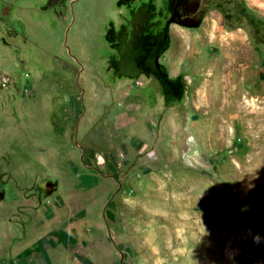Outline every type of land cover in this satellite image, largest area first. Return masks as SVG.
Returning a JSON list of instances; mask_svg holds the SVG:
<instances>
[{"label": "rangeland", "instance_id": "rangeland-1", "mask_svg": "<svg viewBox=\"0 0 264 264\" xmlns=\"http://www.w3.org/2000/svg\"><path fill=\"white\" fill-rule=\"evenodd\" d=\"M63 19L0 30V264H264V0Z\"/></svg>", "mask_w": 264, "mask_h": 264}, {"label": "flooded vegetation", "instance_id": "flooded-vegetation-1", "mask_svg": "<svg viewBox=\"0 0 264 264\" xmlns=\"http://www.w3.org/2000/svg\"><path fill=\"white\" fill-rule=\"evenodd\" d=\"M73 1V2H72ZM78 0H0V30L5 28L10 33H15L20 36H28L26 33L27 23L25 20L33 25L37 19L51 21L53 18L64 20V12L69 6V8L74 10ZM153 14L151 12L145 13V8L138 9L133 13L134 18V28L136 27V22H138L137 27L141 24H144L148 21H151ZM28 31V30H27ZM33 35V34H32ZM115 41V47L112 50V53L116 48L119 47V38ZM17 52V49H15ZM119 62L118 57H116ZM142 59L139 61H133L124 64L127 71L136 69V62H142ZM144 63V62H142ZM127 66V67H126ZM155 66V65H154ZM144 67V72H147L150 68ZM124 69V70H125ZM157 73V71L155 72ZM1 78L4 81L6 89H9L10 77L8 74L1 73Z\"/></svg>", "mask_w": 264, "mask_h": 264}, {"label": "trees", "instance_id": "trees-1", "mask_svg": "<svg viewBox=\"0 0 264 264\" xmlns=\"http://www.w3.org/2000/svg\"><path fill=\"white\" fill-rule=\"evenodd\" d=\"M179 2V0H177ZM179 4V3H178ZM177 6V8H176ZM169 11H170V15L172 16V21L173 22H179L181 20H184L186 18H188V14H184V11H179L178 10V5H174L173 8H169Z\"/></svg>", "mask_w": 264, "mask_h": 264}, {"label": "crops", "instance_id": "crops-1", "mask_svg": "<svg viewBox=\"0 0 264 264\" xmlns=\"http://www.w3.org/2000/svg\"><path fill=\"white\" fill-rule=\"evenodd\" d=\"M202 46V44H199V47H201ZM165 55H167V54H165ZM172 69V68H171ZM171 71H173V70H171ZM173 72H176V74L178 75V73H179V70H174ZM40 238H43V244L44 245H41L40 244ZM49 239H50V237H49V235H48V233H46L45 235H41V237H39V241H38V244L39 245H41V246H46V245H48V244H50V242H49ZM47 243V244H46ZM46 244V245H45ZM44 251V250H43ZM42 252V251H41ZM41 254V253H40ZM42 255V257H44L45 256V254H44V256H43V253L41 254ZM29 260H32V263L33 264H35V261L37 260V259H32V257L31 258H29ZM32 263H30V264H32ZM22 264H28V262L26 261V260H23L22 261Z\"/></svg>", "mask_w": 264, "mask_h": 264}, {"label": "bare ground", "instance_id": "bare-ground-1", "mask_svg": "<svg viewBox=\"0 0 264 264\" xmlns=\"http://www.w3.org/2000/svg\"><path fill=\"white\" fill-rule=\"evenodd\" d=\"M39 71H40V70H39ZM38 73H39V72H38ZM38 75H39V74H38ZM40 76H42V75H40ZM58 106H59V105H58ZM154 116H157V113H155Z\"/></svg>", "mask_w": 264, "mask_h": 264}, {"label": "water", "instance_id": "water-1", "mask_svg": "<svg viewBox=\"0 0 264 264\" xmlns=\"http://www.w3.org/2000/svg\"><path fill=\"white\" fill-rule=\"evenodd\" d=\"M187 26V25H186Z\"/></svg>", "mask_w": 264, "mask_h": 264}]
</instances>
